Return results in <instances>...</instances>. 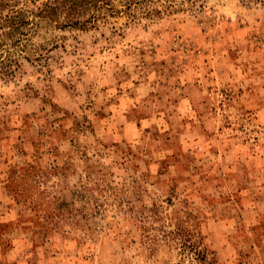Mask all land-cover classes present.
Wrapping results in <instances>:
<instances>
[{"label":"clouds","instance_id":"clouds-1","mask_svg":"<svg viewBox=\"0 0 264 264\" xmlns=\"http://www.w3.org/2000/svg\"><path fill=\"white\" fill-rule=\"evenodd\" d=\"M0 264H264V0H0Z\"/></svg>","mask_w":264,"mask_h":264}]
</instances>
